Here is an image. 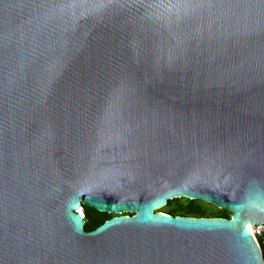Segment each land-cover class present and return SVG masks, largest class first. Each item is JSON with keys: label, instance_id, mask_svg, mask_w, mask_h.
Listing matches in <instances>:
<instances>
[{"label": "water", "instance_id": "1", "mask_svg": "<svg viewBox=\"0 0 264 264\" xmlns=\"http://www.w3.org/2000/svg\"><path fill=\"white\" fill-rule=\"evenodd\" d=\"M254 225L264 0H0V264H264Z\"/></svg>", "mask_w": 264, "mask_h": 264}, {"label": "trees", "instance_id": "2", "mask_svg": "<svg viewBox=\"0 0 264 264\" xmlns=\"http://www.w3.org/2000/svg\"><path fill=\"white\" fill-rule=\"evenodd\" d=\"M174 202L175 206H171ZM164 212L171 215H185V216H218V217H228L227 212L224 209H214L211 211V215H207V209L199 200L187 199V198H174L169 199L165 203ZM213 207V206H212ZM83 214V229L91 230L98 226L103 220L110 217L109 213L103 211H97L92 207L82 205ZM259 243L261 255L264 260V245Z\"/></svg>", "mask_w": 264, "mask_h": 264}, {"label": "built area", "instance_id": "3", "mask_svg": "<svg viewBox=\"0 0 264 264\" xmlns=\"http://www.w3.org/2000/svg\"><path fill=\"white\" fill-rule=\"evenodd\" d=\"M250 231H251L252 235L254 236L258 246H259L258 241L264 245V226L254 225L250 228ZM259 248H260V246H259Z\"/></svg>", "mask_w": 264, "mask_h": 264}, {"label": "rangeland", "instance_id": "4", "mask_svg": "<svg viewBox=\"0 0 264 264\" xmlns=\"http://www.w3.org/2000/svg\"><path fill=\"white\" fill-rule=\"evenodd\" d=\"M182 198H183V197H181L180 199H182ZM200 202H202L203 205L206 207V209H207V213H206V214H207V215H211V211L214 210V209H217V207L214 206V205H212V204H209V203H206V202H203V201H200ZM163 206H164V205H163ZM163 206L157 208V210L164 212V207H163ZM171 206H175V203L172 202V203H171ZM212 206H213V207H212ZM76 210H77V211H80V212L82 213V206L79 207V208L76 209ZM111 215H113V214L110 213V216H111Z\"/></svg>", "mask_w": 264, "mask_h": 264}]
</instances>
